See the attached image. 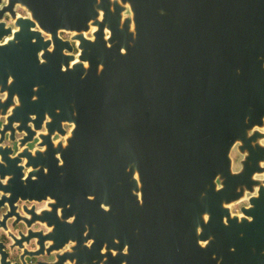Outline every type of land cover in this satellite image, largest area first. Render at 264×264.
Returning a JSON list of instances; mask_svg holds the SVG:
<instances>
[{
    "label": "water",
    "instance_id": "obj_1",
    "mask_svg": "<svg viewBox=\"0 0 264 264\" xmlns=\"http://www.w3.org/2000/svg\"><path fill=\"white\" fill-rule=\"evenodd\" d=\"M17 4L0 39L21 77H49L38 104L59 124L26 180L25 137L18 179L0 163V264H264V0Z\"/></svg>",
    "mask_w": 264,
    "mask_h": 264
},
{
    "label": "flooded vegetation",
    "instance_id": "obj_2",
    "mask_svg": "<svg viewBox=\"0 0 264 264\" xmlns=\"http://www.w3.org/2000/svg\"><path fill=\"white\" fill-rule=\"evenodd\" d=\"M6 5H8V0H0V29L12 34L19 29L17 25V18H27L28 12L19 4L15 5L13 9L11 7L8 9ZM37 30L40 29L37 27ZM11 34L0 39V148L6 149L3 152L0 163H2L7 170L5 174L6 178L2 181V184L3 182L5 183L8 178H17L15 176V169L18 162L16 161V158L19 157L18 154L20 153L21 139L23 140L25 137V140L30 141L23 147V149L26 147L29 151L27 157L23 158V161H21L18 166L20 174H22V180H26L29 172L33 171L32 163L34 165H38L40 163L37 152L44 149V147H39V144L42 143L43 138L48 134L49 128H47V126H58L59 124V119L56 114L52 113L53 115L51 116L49 112H43V107L38 104V98L40 95L50 93L43 88V86L48 83L49 77L46 79H40L38 77L32 79L33 77L30 78V75L21 77L18 72L13 69V58L8 56L12 49L7 46L12 39ZM43 36L46 41L51 39L45 33H43ZM60 36L64 42H69V47L72 48V51L64 49L65 55L73 56L74 58L68 60V65L72 66L81 53V50L79 49V42L72 38V33L60 32ZM88 37L91 38V35L88 34ZM62 49L63 47L59 45L57 50L61 52ZM48 50L50 52L54 51V42L50 45ZM42 55L43 51L38 55V60H36L38 63L33 62L32 67L39 68V63H43L45 61ZM50 58L51 57L49 56V59ZM53 64L56 66L54 68H60L59 57H53ZM85 65H87V63H85ZM65 66V64L62 65L64 71L66 70ZM39 72L40 71L31 75L42 76L43 74ZM54 75L59 77L60 71L54 73ZM24 96H28L26 97V100ZM63 127L66 130V136H69L71 130L73 129V125L64 123ZM51 131L53 132L51 140L54 143H58L62 140L65 141V135L60 134L54 129ZM233 157L234 159L237 158L235 153L233 154ZM57 158L59 159L60 155H57ZM43 159H41V163L44 164ZM43 171L44 170H42V172ZM42 178L34 182H37L39 185L38 181ZM12 184H14L13 180ZM27 184L30 185L29 183H26V185ZM23 205L24 203H20V208H22L21 206ZM45 206L46 202L36 203V208L38 210L44 208ZM246 206H248L247 200L233 206V214H240L241 210ZM18 229L24 230L23 226H20ZM35 229L41 230L42 228L36 227ZM52 259L53 257L50 259H30L29 264H42L45 260Z\"/></svg>",
    "mask_w": 264,
    "mask_h": 264
}]
</instances>
